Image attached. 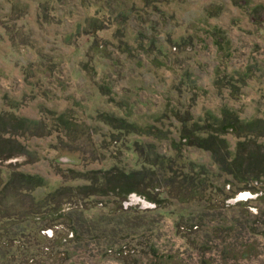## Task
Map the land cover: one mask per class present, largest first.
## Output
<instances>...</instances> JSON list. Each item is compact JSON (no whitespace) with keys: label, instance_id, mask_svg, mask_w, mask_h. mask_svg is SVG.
I'll return each instance as SVG.
<instances>
[{"label":"rangeland","instance_id":"obj_1","mask_svg":"<svg viewBox=\"0 0 264 264\" xmlns=\"http://www.w3.org/2000/svg\"><path fill=\"white\" fill-rule=\"evenodd\" d=\"M0 112L53 129L20 139L29 158L0 162V264H264V180L248 192L182 144L208 119L264 120V0H0ZM223 137L234 154L240 139ZM245 149L263 161L264 134ZM112 168L144 169L159 205L79 198L74 224L51 221L37 240L15 216ZM11 171L47 182L5 195Z\"/></svg>","mask_w":264,"mask_h":264},{"label":"trees","instance_id":"obj_2","mask_svg":"<svg viewBox=\"0 0 264 264\" xmlns=\"http://www.w3.org/2000/svg\"><path fill=\"white\" fill-rule=\"evenodd\" d=\"M98 31L102 30L100 27ZM219 34V33H218ZM219 47L220 43L216 42ZM227 115V114H226ZM63 115L59 116L61 119ZM107 118V117H106ZM220 118V117H219ZM67 122V120L63 117ZM61 119V120H63ZM112 121L113 119L108 117L106 119ZM41 122V121H40ZM259 122L262 125H258ZM112 123L115 130L127 129L129 132L138 133V127L127 122L124 119H115ZM64 124V123H63ZM205 124V123H204ZM200 125L197 123L193 129L184 130L182 134V144L186 145H199V147L205 148L211 151L213 161L218 166L220 171L225 176H230L238 183L248 187L249 184L257 181L262 183L264 180V160H255L254 163L249 162V158L246 155V147L248 143H251L254 138H262L264 134V120L256 119V121L247 122L246 124L239 123L236 117L227 118L226 120L221 117V121L208 119L206 125ZM63 131L66 133L70 128L64 124L62 126ZM198 128V130H195ZM53 129L49 126L42 125L38 127L35 120L26 117H19L18 115L10 113L0 112V162L11 161L20 157H30V153L25 151V147L21 144V138L25 137H44L47 132H51ZM47 131V132H46ZM58 132V131H57ZM203 132L201 139L207 144L206 146L199 143L198 133ZM228 134H234L240 139L234 154L231 153L229 146L226 145L224 137ZM67 135V134H66ZM140 149V154L145 160L147 157V149L144 145ZM245 150V152H244ZM151 165V164H150ZM154 168V165L150 166ZM146 169V168H145ZM144 169L138 171H132L127 173L120 169L112 168L109 171H101L100 176L95 178H89L92 182L90 185H84L81 187H72L68 185L61 186L57 190L49 193L41 201L33 197L30 201V208H24L19 211L15 216L20 218L22 223L26 220H31L30 224L33 226L31 231L34 238L37 240L38 235L43 233L42 231L53 228L51 221L68 220L71 224H74V215L82 208L79 198L84 199L86 197H113L117 200H125L132 194H137L146 198L148 201L159 205V200L150 193L149 189L155 190L157 183L146 179L144 176ZM150 170L154 173V170ZM148 173V172H147ZM98 173H96V176ZM9 181L6 184V193H31L41 189L46 184V180L38 175L24 174L20 171H11ZM189 179V178H188ZM147 181V183L145 182ZM5 188V187H4ZM1 189L0 192H4L5 189ZM87 192V193H86ZM204 190H201L197 195H203ZM184 202L189 200L182 196ZM70 201V206H67V202ZM0 202V213H4ZM27 216H30L29 219ZM69 224V228H73L71 234L73 237L82 236L79 227H72ZM97 224V223H96ZM36 226H40L39 230ZM58 226V225H54ZM96 227V225H94ZM96 228H90V233L93 235V230ZM44 250V249H43ZM44 254L47 252L44 250Z\"/></svg>","mask_w":264,"mask_h":264},{"label":"water","instance_id":"obj_3","mask_svg":"<svg viewBox=\"0 0 264 264\" xmlns=\"http://www.w3.org/2000/svg\"><path fill=\"white\" fill-rule=\"evenodd\" d=\"M141 197V198H143L142 196H139V195H137V194H132V195H130L129 197ZM144 200L146 199V198H143ZM246 199H248V197H247V194H241L240 195V197L237 199V200H240V201H243V200H246ZM145 201H147V205H146V208L145 209H148L149 207H151V208H153V206H155L156 204H154V203H151L150 201H148L147 199L145 200Z\"/></svg>","mask_w":264,"mask_h":264},{"label":"flooded vegetation","instance_id":"obj_4","mask_svg":"<svg viewBox=\"0 0 264 264\" xmlns=\"http://www.w3.org/2000/svg\"><path fill=\"white\" fill-rule=\"evenodd\" d=\"M261 185V183H258L257 181H255L254 183H251V184H249L248 185V187L246 186V188L248 189V192H252V191H254V193L255 194H257L258 193V191H257V186H260ZM252 190V191H251ZM261 192V191H260ZM128 199V198H127ZM127 199H125V201H127ZM124 201V202H125Z\"/></svg>","mask_w":264,"mask_h":264},{"label":"bare ground","instance_id":"obj_5","mask_svg":"<svg viewBox=\"0 0 264 264\" xmlns=\"http://www.w3.org/2000/svg\"><path fill=\"white\" fill-rule=\"evenodd\" d=\"M141 200H142V198H141ZM145 201V200H144Z\"/></svg>","mask_w":264,"mask_h":264}]
</instances>
